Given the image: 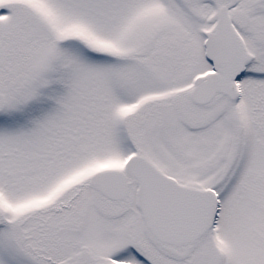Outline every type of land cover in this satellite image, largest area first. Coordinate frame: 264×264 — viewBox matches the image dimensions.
<instances>
[{
    "label": "snow or ice",
    "instance_id": "obj_1",
    "mask_svg": "<svg viewBox=\"0 0 264 264\" xmlns=\"http://www.w3.org/2000/svg\"><path fill=\"white\" fill-rule=\"evenodd\" d=\"M0 264H264V0H0Z\"/></svg>",
    "mask_w": 264,
    "mask_h": 264
}]
</instances>
